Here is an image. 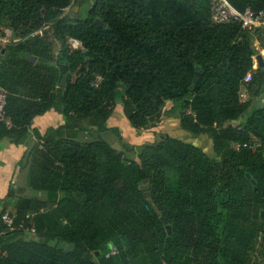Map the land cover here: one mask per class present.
<instances>
[{"label":"trees","instance_id":"1","mask_svg":"<svg viewBox=\"0 0 264 264\" xmlns=\"http://www.w3.org/2000/svg\"><path fill=\"white\" fill-rule=\"evenodd\" d=\"M72 1L0 0V28L26 38L14 52L0 47L11 122L0 121V143H26L50 111L65 120L30 153L28 188L45 199H18L13 187L5 199H18L17 229L3 227L5 205L0 264H252L254 240H264V106L252 110L246 92L264 88V67L254 70L263 29L216 24L211 0H87V19L65 14ZM228 1L264 11V0ZM119 99L138 130L172 102L180 128L209 135L215 157L170 136L123 144L108 126ZM88 121L121 148L81 142ZM253 137L256 152L245 147Z\"/></svg>","mask_w":264,"mask_h":264},{"label":"rangeland","instance_id":"2","mask_svg":"<svg viewBox=\"0 0 264 264\" xmlns=\"http://www.w3.org/2000/svg\"><path fill=\"white\" fill-rule=\"evenodd\" d=\"M90 9H91V6L89 3H87V0H73L72 5L70 6L69 9L66 10L65 14L72 15L74 17L81 18V19H87L89 17ZM261 29L263 30L260 33V37H257L256 39H254V44H255V47L258 53L256 57H254V70H257L259 68L257 56L262 55L264 58V28H261ZM23 41H26V38H24L23 33H21L20 31L11 30L9 23L7 22H4L2 24L0 28V47L4 49V51L5 50L10 51V52L16 51L17 48L14 47V45H17ZM52 44L54 43L52 42ZM69 46L71 50L82 48L81 45L71 42V41L69 42ZM54 50L55 52L57 51V47L55 45H54ZM246 95L249 98H253L254 102L252 105V110L262 108L264 106V88L258 89L255 93L247 91ZM118 103L121 104L120 99L118 100ZM177 107L178 106H174L172 102H168L164 109L163 115L161 119L158 121L157 125L155 127H149L145 129V131H147L145 135L151 136L152 134H154L156 141H159L161 136L165 137L167 135H170L172 137H178L180 138V140L193 143L197 147H200L209 157L211 158L215 157V153L213 149V141L209 135H193L180 128L179 109ZM125 121L128 123L129 127L133 128L131 124L129 123V121L127 120V118H125ZM118 122L121 125L122 130L126 132V128L122 125L120 121ZM151 129H154V130H151ZM148 130H151V131L148 132ZM99 136L104 141H106L111 147L115 149L121 148L122 144L120 140L114 135V133H110V132H107L106 134L99 133L89 121L85 122L84 130L83 132L80 133L78 139L81 142L89 143L94 140H98ZM128 146L133 147L132 145H128ZM139 146H142V144H139L138 146H135V147H139ZM128 157H131V156L128 155ZM27 180H28V176H27ZM27 193L19 196L18 199L28 197L29 195ZM32 195H33L32 198L34 199L44 200L46 193H43L42 195L40 194L37 195L33 193ZM18 199L17 200L14 199L11 202H9L8 211L12 213L15 212V209L18 204ZM25 232L28 234V237H26L28 240H37V235L34 233L35 231L26 230ZM250 257H251L252 264H259V263L264 262V240L262 239L261 236H258L254 240L252 250L250 252Z\"/></svg>","mask_w":264,"mask_h":264},{"label":"crops","instance_id":"3","mask_svg":"<svg viewBox=\"0 0 264 264\" xmlns=\"http://www.w3.org/2000/svg\"><path fill=\"white\" fill-rule=\"evenodd\" d=\"M125 118L122 104H119L117 101L116 109L111 120L108 122V126L111 128H119L123 139L122 143L138 146L139 144L143 145L145 143L158 144L163 140L164 137L162 136L159 141H156L154 134L151 136L145 135L147 133L145 129L138 130L129 127ZM118 121H120L126 128V132L122 130ZM64 124L65 120L62 115L55 111H50L44 116L37 117L34 120L31 129V136L28 138L26 143L22 145H15L8 141L0 143V213L3 212L5 205H8L9 202H11L10 199L5 202L11 187H13V191H15L16 196L24 195L27 192L28 195L33 194L28 188L27 176L30 153L33 147L39 142L37 135H44L49 128H57ZM151 130H148V132ZM174 138L180 139L178 137Z\"/></svg>","mask_w":264,"mask_h":264},{"label":"built area","instance_id":"4","mask_svg":"<svg viewBox=\"0 0 264 264\" xmlns=\"http://www.w3.org/2000/svg\"><path fill=\"white\" fill-rule=\"evenodd\" d=\"M211 15L213 21L216 24L238 23L244 30L247 31L264 28V11L260 12L259 14H255L250 9H247L246 11H240L228 0H211ZM70 41L81 45V43L77 40L71 39ZM0 89V121L6 122V124L10 126L11 122L6 118L5 115L7 93L5 89L1 87V84ZM233 146L237 150H239L241 147L240 145ZM261 146L262 141L255 137H253L250 144L245 145V147L251 148L254 152H256ZM1 220L6 231H15L17 229L15 225L16 215L10 211L4 212L2 214ZM116 252L117 250L115 248L112 249V254H115Z\"/></svg>","mask_w":264,"mask_h":264},{"label":"water","instance_id":"5","mask_svg":"<svg viewBox=\"0 0 264 264\" xmlns=\"http://www.w3.org/2000/svg\"><path fill=\"white\" fill-rule=\"evenodd\" d=\"M97 24H101L100 21H98ZM33 61H36V58H34ZM257 61L259 63V66L264 67V58H263L262 55L257 56ZM64 70H65V73H67V67L66 66L64 67ZM197 70L200 71V68H198ZM197 76L198 77L196 79V82H199L200 73H198ZM65 83H66V80L63 79L62 85L64 86ZM162 220L166 224V229L168 230L169 234H171L172 233V227H171V225H168L167 224V222H166V220H165L164 217L162 218ZM71 249H72V245H69L68 248H67V250L68 251H71Z\"/></svg>","mask_w":264,"mask_h":264}]
</instances>
